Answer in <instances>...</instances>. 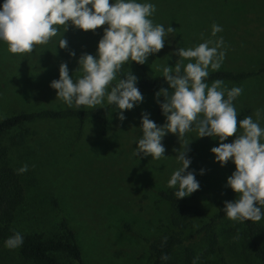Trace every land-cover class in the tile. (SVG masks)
<instances>
[{"label":"rangeland","instance_id":"374dc122","mask_svg":"<svg viewBox=\"0 0 264 264\" xmlns=\"http://www.w3.org/2000/svg\"><path fill=\"white\" fill-rule=\"evenodd\" d=\"M149 2L156 6L153 22L165 27L169 24L176 32L166 38L170 43L149 54L144 64L129 61L122 65L137 80L144 75L162 77L165 63L172 66L175 61L189 62L175 54L176 48H194L204 40L214 41L218 37L223 38L225 58L217 70L247 71L264 66V0ZM213 23L222 27L215 37L210 35ZM57 27L61 38L67 41L66 49L57 46L59 32L48 44L36 45L25 54L10 53L7 44L0 41V119L20 112L68 108L55 97L56 90L49 87V82L58 78L61 62L67 64L74 80L79 77L77 58L81 53L95 56L97 41L107 25L95 31L81 30L71 24L64 31ZM69 50L75 55L69 56ZM217 70L208 69L209 73ZM223 86L242 89L233 100L237 125L245 116L251 115L256 120V112L260 110L259 124L264 128V73L240 83L223 81ZM155 92L141 91L143 101L131 110H123V121L117 119L120 110L113 108L104 133L98 119H86L79 129L75 119L62 118L38 119L0 136V147L6 149L9 163L17 170L28 165L26 172L19 173L29 202L19 211V223L24 231L51 233L61 215H65L78 234L87 264H149L151 255L145 239H154L168 230L169 205L157 192L169 188L167 180L179 167L175 149L187 140L189 168L205 169L202 175L196 174L200 187L186 197L187 201L211 212L207 195L218 202L236 198V193L225 186L234 164L228 161L220 166L209 151L218 143L215 138L195 137L193 130L179 141L175 134L168 133L162 140L166 156L159 161L133 155L134 138L141 135V112H148L158 125L164 122L154 100ZM157 99L162 101L163 97ZM24 129L28 130L24 144L15 145L13 137ZM241 132L238 127L237 135ZM235 135L224 142H231ZM235 222L228 219L219 230L225 246L239 248ZM259 222L264 225V218ZM260 244L264 248V237ZM17 263L15 250L0 245V264Z\"/></svg>","mask_w":264,"mask_h":264},{"label":"clouds","instance_id":"9594fccd","mask_svg":"<svg viewBox=\"0 0 264 264\" xmlns=\"http://www.w3.org/2000/svg\"><path fill=\"white\" fill-rule=\"evenodd\" d=\"M156 11L155 4L149 0H0V41L7 44L12 54H25L36 45H46L51 38L60 33L57 46L67 48L66 39L61 38L60 28L66 30L69 24L81 30H93L101 25L102 36L97 41L95 56L81 53L77 64L81 75L75 80L69 75L65 62L58 66V78L49 82L59 98L68 108L79 109L84 106L95 108L105 103L119 109L117 119H125L123 110H131L143 101L137 87V77L122 68L129 61L144 64L149 54L158 52L170 43L166 38L176 29L154 23L151 19ZM222 27L213 23L210 35L215 37ZM223 38L204 40L194 48L175 49V54L188 60L186 64L175 61L172 66L164 64L162 77L167 87H160L154 93L164 122L157 124L142 111L140 115L139 138H134L133 155L137 158L150 156L159 161L165 155L163 137L172 133L178 140L193 130L195 137L215 138L218 143L209 151L214 154L213 161L223 166L231 161L234 170L225 179L236 198L223 202V213L237 222H259L264 218V128L259 124L260 110L256 120L245 116L237 125V109L233 100L242 89L223 86L220 79L210 85L206 83L209 67L220 68L225 58ZM69 56L75 52L68 51ZM123 72V78L120 73ZM163 97V100L157 99ZM242 130L237 135V130ZM235 135L231 142H224ZM187 140L175 149V159L179 167L172 171L167 186L175 188V198H184L199 189L196 174L205 169L191 170L190 149ZM28 165L17 171L24 173ZM164 241L167 237L163 238ZM23 243V236L14 232L4 241L8 249H16ZM167 261L165 254L161 257ZM198 257L192 264H197Z\"/></svg>","mask_w":264,"mask_h":264},{"label":"trees","instance_id":"16d2710c","mask_svg":"<svg viewBox=\"0 0 264 264\" xmlns=\"http://www.w3.org/2000/svg\"><path fill=\"white\" fill-rule=\"evenodd\" d=\"M263 73L264 66L247 71L217 70L209 73L206 83L216 79L240 83ZM137 87L140 92L157 91L160 87L166 88L167 84L163 77L144 75L137 80ZM113 108L105 104L93 109L46 108L20 112L0 119V136L38 119L62 118L75 119L79 129L86 119H98L101 121V132L104 133ZM27 134V129L17 132L13 143L24 144ZM174 192L175 188L157 192L169 205L166 223L168 230H163L154 239H145L151 255L149 264H192L196 257L197 264H264V248L260 244L264 237V225L261 222H235L240 247H227L221 241L219 230L221 224L229 219L222 211L224 201L218 202L212 195H207L206 201L213 208L207 212L200 205L188 202L186 197L176 199ZM26 202L28 200L20 174L9 163L6 149L0 147V245H4L5 239L14 232H19L23 236V243L14 249L18 257L17 264H87L78 234L65 215H61L51 233L35 229L23 230L19 223V211ZM124 227L129 228L126 224ZM164 237H167L166 241ZM165 254L169 257L167 261L161 259Z\"/></svg>","mask_w":264,"mask_h":264}]
</instances>
